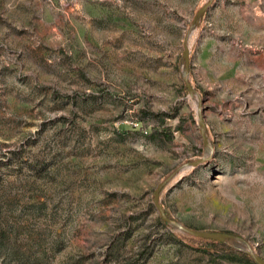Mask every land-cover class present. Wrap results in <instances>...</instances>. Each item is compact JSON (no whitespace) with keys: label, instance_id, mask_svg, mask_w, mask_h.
Returning a JSON list of instances; mask_svg holds the SVG:
<instances>
[{"label":"rangeland","instance_id":"rangeland-1","mask_svg":"<svg viewBox=\"0 0 264 264\" xmlns=\"http://www.w3.org/2000/svg\"><path fill=\"white\" fill-rule=\"evenodd\" d=\"M152 128L171 139L134 132ZM250 254L264 262V0H0V264Z\"/></svg>","mask_w":264,"mask_h":264},{"label":"water","instance_id":"water-1","mask_svg":"<svg viewBox=\"0 0 264 264\" xmlns=\"http://www.w3.org/2000/svg\"><path fill=\"white\" fill-rule=\"evenodd\" d=\"M204 8H205V6L201 7V9L199 10V12H202ZM181 55H182V58H183V61H184V65L186 67L187 66V61H188V59H187V56H188V48H187L185 42H183V50H182V54ZM185 87H186V89L188 91H190L187 82H185ZM198 124H199V127H200V134H201V138H202V143H203V145H206V141H205V138H204V135H203V132H202L203 124H202V121H201V118H200L199 115H198ZM162 185L163 184H159L158 187L153 192L152 203L154 205V208L157 211V214H158L159 218L162 221L166 222L167 219L164 216L163 209L159 205L158 200H157L158 194H159L160 189L162 188ZM179 229L184 234H187L189 236H192V237H195V238L204 239V240H209V241H213V242H223V240H225L227 238V236L225 234L206 233V232H200V231H195V230H190V229L180 228V227H179ZM250 257L252 258V260L256 264H264L263 261H261L259 258L255 257L254 255L250 254Z\"/></svg>","mask_w":264,"mask_h":264},{"label":"trees","instance_id":"trees-1","mask_svg":"<svg viewBox=\"0 0 264 264\" xmlns=\"http://www.w3.org/2000/svg\"><path fill=\"white\" fill-rule=\"evenodd\" d=\"M166 116H169V115H166ZM129 130H134V129H129ZM134 132H137L139 134H142L146 137H149V136H159L161 138H163L164 140H170L171 139V133H170V129L169 128H165V129H161L159 131H157V128H152L150 129V131H143V132H140V131H134ZM163 213H164V216L165 218L167 219L166 222L162 221L159 216H158V221L163 225L164 223H168V224H171V225H176L167 215V213L163 210ZM227 238L226 239H237L236 236L232 235V234H226ZM7 253V252H6ZM7 256H11L10 253H7ZM22 264H39V262H35V261H24ZM254 264H256L254 262Z\"/></svg>","mask_w":264,"mask_h":264}]
</instances>
